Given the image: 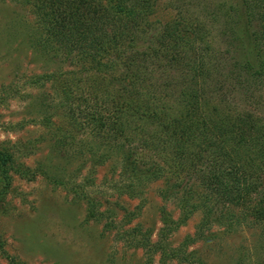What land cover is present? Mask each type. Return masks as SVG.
Returning a JSON list of instances; mask_svg holds the SVG:
<instances>
[{"label":"trees","instance_id":"trees-1","mask_svg":"<svg viewBox=\"0 0 264 264\" xmlns=\"http://www.w3.org/2000/svg\"><path fill=\"white\" fill-rule=\"evenodd\" d=\"M13 1L29 5L40 30L38 48L79 65L33 76L29 84L52 86L62 107L56 118L66 121L72 138L86 133L122 153L124 180L115 192L137 197L164 174L184 173L206 190L194 206L206 222L219 207L239 209L235 217H219L227 226L247 217L264 221V120L246 103L249 96L240 103L232 97L243 71L254 81L249 84L264 82V0H202V20L191 2L176 0L154 37L148 32L156 22L155 0ZM222 41L224 51L217 45ZM226 54H234L232 62ZM233 76L237 81L227 87L224 79ZM41 124L49 127L52 117L45 115ZM23 148L28 144L0 145V210L13 175L47 176L45 166L20 162ZM141 149L155 164L137 160ZM89 152L95 157L93 147ZM108 158L109 152L94 160ZM86 217L95 218V211Z\"/></svg>","mask_w":264,"mask_h":264},{"label":"rangeland","instance_id":"rangeland-1","mask_svg":"<svg viewBox=\"0 0 264 264\" xmlns=\"http://www.w3.org/2000/svg\"><path fill=\"white\" fill-rule=\"evenodd\" d=\"M174 1L155 0L156 22L148 37L160 34L171 17L165 8ZM177 1L191 2L192 14L202 20V0ZM39 35L29 5L0 0V145L27 143L20 162L30 169L43 165L47 173L33 180L13 175L0 210V264H264V221L247 217L227 226L219 217H235L239 209L219 207L206 222L202 208L194 207L206 193L196 177L169 172L137 197L115 192L124 180L122 153L86 133L72 138L66 121L56 118L62 107L52 86L29 84L33 76L79 66L38 48ZM222 42L217 45L224 51ZM232 56L225 59L232 62ZM241 76L234 103L249 96L246 103L264 120V82L254 86L244 71ZM233 78L224 79L227 87L237 81ZM45 115L52 117L49 127L41 124ZM61 135L64 142L58 143ZM90 147L95 157L109 152V158L99 164ZM137 158L148 167L156 162L145 149ZM88 210L95 218L86 217Z\"/></svg>","mask_w":264,"mask_h":264}]
</instances>
